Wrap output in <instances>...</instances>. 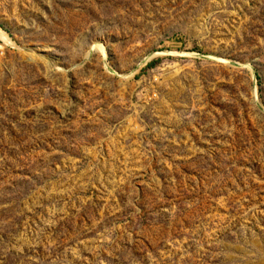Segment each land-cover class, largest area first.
<instances>
[{
	"label": "rangeland",
	"instance_id": "1",
	"mask_svg": "<svg viewBox=\"0 0 264 264\" xmlns=\"http://www.w3.org/2000/svg\"><path fill=\"white\" fill-rule=\"evenodd\" d=\"M0 264H264V0H0Z\"/></svg>",
	"mask_w": 264,
	"mask_h": 264
},
{
	"label": "bare ground",
	"instance_id": "2",
	"mask_svg": "<svg viewBox=\"0 0 264 264\" xmlns=\"http://www.w3.org/2000/svg\"><path fill=\"white\" fill-rule=\"evenodd\" d=\"M0 34H2V33H0Z\"/></svg>",
	"mask_w": 264,
	"mask_h": 264
}]
</instances>
